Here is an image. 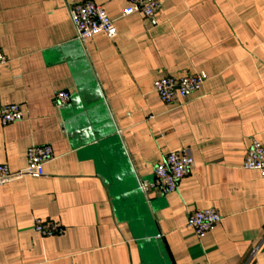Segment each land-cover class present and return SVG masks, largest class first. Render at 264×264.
<instances>
[{
	"label": "crops",
	"instance_id": "obj_1",
	"mask_svg": "<svg viewBox=\"0 0 264 264\" xmlns=\"http://www.w3.org/2000/svg\"><path fill=\"white\" fill-rule=\"evenodd\" d=\"M83 1L0 0V109L24 110L0 118V164L25 168L32 145L54 153L43 175L0 184V264H264V176L244 167L264 142V0H160L152 18L93 0L118 35L85 43L70 16ZM200 71L185 101L154 90L158 76ZM181 149L194 165L177 190L144 192ZM204 208L223 219L200 240L187 216ZM36 218L64 233L40 235Z\"/></svg>",
	"mask_w": 264,
	"mask_h": 264
},
{
	"label": "built area",
	"instance_id": "obj_2",
	"mask_svg": "<svg viewBox=\"0 0 264 264\" xmlns=\"http://www.w3.org/2000/svg\"><path fill=\"white\" fill-rule=\"evenodd\" d=\"M124 15L135 12L146 18H152L162 4L160 0H128ZM71 20L76 29V37L85 43L99 33L115 39L118 30L106 9L94 2L85 0L70 7ZM7 61V56L0 48V65ZM209 78L205 71L188 73L181 77L158 76L154 80V90L160 99L167 103H176L177 95L185 101L192 93L197 92ZM71 94L68 91H59L55 103L63 106L68 103ZM24 117V110L20 104H5L0 109V118L4 124L17 122ZM54 158L53 148L50 145H32L27 150V165L25 168L13 171L7 164H0V184L22 178L26 175H43L44 166ZM194 165V157L189 149H181L167 153L156 164L151 181L141 180L140 187L144 192L158 189L168 194L177 190L179 182L190 172ZM244 167L259 170L264 176V142L253 139L248 148ZM223 217L216 208H204L190 211L187 216V225L192 228L198 239L204 238L213 230ZM35 232L42 236H55L64 233L65 228L52 219L36 218L33 223Z\"/></svg>",
	"mask_w": 264,
	"mask_h": 264
}]
</instances>
